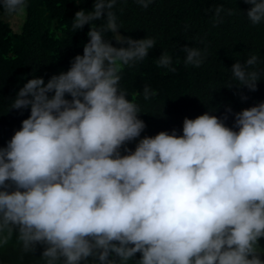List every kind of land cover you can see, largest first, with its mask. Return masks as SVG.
<instances>
[{
    "label": "clouds",
    "instance_id": "clouds-1",
    "mask_svg": "<svg viewBox=\"0 0 264 264\" xmlns=\"http://www.w3.org/2000/svg\"><path fill=\"white\" fill-rule=\"evenodd\" d=\"M152 2L136 0L144 9ZM243 2L250 23H264V0ZM27 3L0 7L14 16ZM116 3L77 11L72 30L91 25L83 53L47 82L29 79L10 105L30 115L0 147V248L15 234L24 254L43 246V264H264V102L234 113L232 127L227 114L206 112L185 117L182 135L141 138L146 124L121 73L156 41L122 36ZM224 11L215 9L214 27ZM183 51L186 66L203 64L200 49ZM258 62L253 54L234 63L226 87L257 91ZM156 63L176 71L167 52ZM154 95L144 87L145 100Z\"/></svg>",
    "mask_w": 264,
    "mask_h": 264
},
{
    "label": "trees",
    "instance_id": "trees-1",
    "mask_svg": "<svg viewBox=\"0 0 264 264\" xmlns=\"http://www.w3.org/2000/svg\"><path fill=\"white\" fill-rule=\"evenodd\" d=\"M93 3L28 0L24 13L14 16H8L0 7V147L6 146L30 115V109L9 110L19 89L29 79L42 77L47 82L53 75L66 72L72 59L83 53L91 25L74 32L71 24L77 11H91ZM217 7L225 11L221 13L223 22L214 27ZM250 7L243 0H153L144 9L136 0H117L113 11L120 34L156 41L148 57L121 73L120 85L127 89L128 99H135L140 106L139 118L146 124L141 138L161 131L171 133L173 129L182 135L185 117L195 119L206 112L221 119L227 114L225 123L232 127L234 113L264 102V75L255 92L226 87L235 83L231 77L233 64L244 63L253 54L259 57L258 69L264 73V23H250L246 16ZM228 9L234 14L227 15ZM101 23L96 22L97 26ZM105 38L112 40L113 34L107 33ZM112 43L120 46L114 39ZM184 46L206 53L200 67L184 64ZM163 52L172 57L175 72L157 66ZM145 86L155 92L149 100L143 96ZM228 108L232 113H227ZM136 143L126 147L134 151ZM260 244L264 247V238ZM43 250L37 245L34 253L24 254L14 234L9 244L0 248V264H43ZM139 258L138 253L135 259Z\"/></svg>",
    "mask_w": 264,
    "mask_h": 264
},
{
    "label": "flooded vegetation",
    "instance_id": "flooded-vegetation-1",
    "mask_svg": "<svg viewBox=\"0 0 264 264\" xmlns=\"http://www.w3.org/2000/svg\"><path fill=\"white\" fill-rule=\"evenodd\" d=\"M1 125V124H0ZM10 140V139H9Z\"/></svg>",
    "mask_w": 264,
    "mask_h": 264
}]
</instances>
